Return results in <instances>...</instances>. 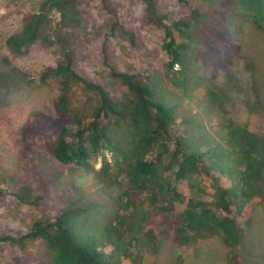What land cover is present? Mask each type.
I'll return each mask as SVG.
<instances>
[{
    "label": "trees",
    "instance_id": "16d2710c",
    "mask_svg": "<svg viewBox=\"0 0 264 264\" xmlns=\"http://www.w3.org/2000/svg\"><path fill=\"white\" fill-rule=\"evenodd\" d=\"M141 1L145 4L143 22L162 31L161 49L167 57L163 79L181 93L175 99L201 85L204 79L198 71L204 60L210 56L223 60V45L228 49L226 55L232 49L230 59L235 48L229 47L243 20L264 32V0H202L204 11L182 12L169 23L157 13L154 0ZM77 2L80 0H44L38 9H56L62 16L60 25L66 27L80 20L72 6ZM107 3L98 1L102 11L114 16L116 27L118 17ZM47 22L38 13L24 16L19 32L6 40L12 57L26 56ZM125 34L133 43V34ZM55 41L63 58L42 69L36 80L26 79L25 73L14 69L33 88L55 86L58 91L47 129L36 133L35 122L21 125L19 154L36 161L54 183L60 173L46 166L45 155L61 166L93 173L95 187H118L126 181L127 188L112 198L113 207L104 212H94V206L68 196L54 216L40 214L25 233L0 237V244L9 243L21 252L32 243L40 244L36 264H141L143 254L157 255L169 240L182 248L218 237L226 260L242 264L234 249L243 230L230 215L235 212L243 226H250L252 212L264 202V133L258 135L230 122L220 136L212 138L215 144L223 143L221 150L216 153L210 147L206 151L189 134L190 120L178 115V104L170 103L161 79L118 72L102 48L110 77L124 88L116 99L103 84L78 72L67 39ZM44 42L51 44L46 37ZM3 62L10 65L7 59ZM77 88L91 106L88 116L71 107ZM36 137L42 140L38 146L43 153L29 149L37 145ZM7 179L8 183L13 180ZM12 195L28 207H38L44 200L27 186Z\"/></svg>",
    "mask_w": 264,
    "mask_h": 264
},
{
    "label": "rangeland",
    "instance_id": "374dc122",
    "mask_svg": "<svg viewBox=\"0 0 264 264\" xmlns=\"http://www.w3.org/2000/svg\"><path fill=\"white\" fill-rule=\"evenodd\" d=\"M42 1L0 0V237H19L40 214L54 216L57 207L68 196L83 205L94 206V212H104L113 207L112 198L127 188L126 181L118 187H95L93 173L61 166L45 155L46 166L60 173L58 183H54L51 175H43L36 161L19 154L22 149L18 143L19 129L25 121L35 122L33 129L36 133L37 129L43 130L52 123L49 117L58 91L55 86L51 89L33 88L26 79L36 80L42 69L55 66L63 58V50L55 41L58 37L68 40L78 72L103 84L116 99L121 98L124 88L110 77L103 63L102 48H106L107 59L118 72L149 74L154 80L161 79L164 92L171 96L170 103L179 105H176L178 115L190 120L186 127L189 134L204 149L207 147L206 151L210 147L216 153L221 150L223 143L215 144L212 138L220 136L224 125L230 122L258 135L264 133V32L255 29L248 19L242 21L232 38L229 48H235V51L230 59L232 49L226 55L228 49L223 45L220 54L223 60L214 56L204 60L198 71L204 79L201 85L175 99L173 97L181 93L163 79L167 57L161 49L162 31L143 22L145 4L141 0H107L108 7L118 17L116 27H113L114 16L101 10L99 0L72 3L80 20L71 22L70 27L60 25L62 16L56 9L49 6L40 11ZM154 2L157 13L167 17L168 23L182 12L205 10L202 0ZM37 13L49 21L48 26L41 30L26 56L12 57L6 45L7 38L19 32L24 16ZM73 27L76 33H72ZM125 33L133 34V43ZM45 37L51 40V44L44 42ZM4 59L9 60L10 65L5 64ZM247 67L251 70L248 71ZM14 69L25 73L27 78H22ZM87 100L80 88L75 89L72 109H80L88 116L91 106ZM35 142L37 145L29 149L33 153H43L38 146L42 140L36 137ZM98 167L99 161L95 168ZM6 175L13 180L8 183ZM22 186L43 196L38 207L22 205L13 197L12 194ZM230 216L243 230L241 242L234 249L236 259H241L242 264H264V202L252 212L250 226H243L235 212ZM39 245L32 243L21 252L9 243H1L0 263L36 264L41 253ZM225 256L226 251L218 237L199 240L182 248L169 240L157 255L153 252L143 254L141 264H232Z\"/></svg>",
    "mask_w": 264,
    "mask_h": 264
}]
</instances>
